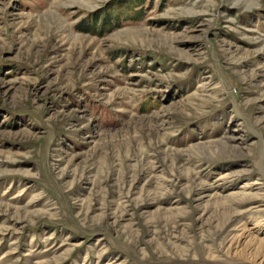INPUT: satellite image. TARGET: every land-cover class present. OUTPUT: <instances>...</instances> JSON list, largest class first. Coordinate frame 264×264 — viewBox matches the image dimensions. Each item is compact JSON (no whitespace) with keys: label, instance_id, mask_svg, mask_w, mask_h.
Segmentation results:
<instances>
[{"label":"rangeland","instance_id":"374dc122","mask_svg":"<svg viewBox=\"0 0 264 264\" xmlns=\"http://www.w3.org/2000/svg\"><path fill=\"white\" fill-rule=\"evenodd\" d=\"M127 1L0 0V264H264V0Z\"/></svg>","mask_w":264,"mask_h":264},{"label":"trees","instance_id":"16d2710c","mask_svg":"<svg viewBox=\"0 0 264 264\" xmlns=\"http://www.w3.org/2000/svg\"><path fill=\"white\" fill-rule=\"evenodd\" d=\"M133 1H134V2H133ZM127 2H128V4H130V6H131L132 8H133V7L136 8V7H138V6H140V5H142V4L144 3L143 0H141L140 2H135V0H128ZM138 11H139V10H138ZM137 13H139V12H137ZM137 16H138V14H137ZM109 17H110V16H108V17L104 20L102 26H100L101 28L106 29L107 27H109V25H110ZM99 18H100V16H96V17L94 18L93 27H90V28H84L83 30H87V31H90V32L95 31V30H93V28H94V27L97 28L96 25H97V22H98V19H99ZM138 18H140V16H139ZM118 19H119V18H118Z\"/></svg>","mask_w":264,"mask_h":264}]
</instances>
